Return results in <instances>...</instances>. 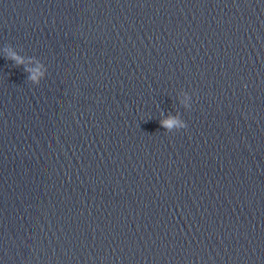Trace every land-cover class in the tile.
Returning <instances> with one entry per match:
<instances>
[{"label": "clouds", "instance_id": "1", "mask_svg": "<svg viewBox=\"0 0 264 264\" xmlns=\"http://www.w3.org/2000/svg\"><path fill=\"white\" fill-rule=\"evenodd\" d=\"M8 58L12 59L16 62L17 65L23 64L24 61L21 57L17 56L14 52L8 53ZM26 71H29L31 74L29 75L28 79L32 81L33 83H39L40 76L43 75V73L39 72V69H26ZM162 127L165 129L171 131L174 127H179L180 129H186L187 124L181 123L177 118H168L166 120L161 121Z\"/></svg>", "mask_w": 264, "mask_h": 264}]
</instances>
